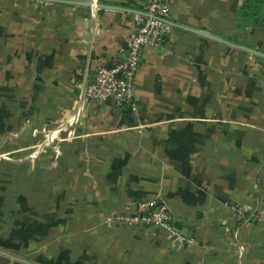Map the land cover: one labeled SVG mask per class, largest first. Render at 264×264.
Here are the masks:
<instances>
[{
  "label": "crops",
  "instance_id": "crops-1",
  "mask_svg": "<svg viewBox=\"0 0 264 264\" xmlns=\"http://www.w3.org/2000/svg\"><path fill=\"white\" fill-rule=\"evenodd\" d=\"M72 1L0 0V264H264V28L243 0H169L136 110L79 111L148 0ZM153 199L191 240L106 226Z\"/></svg>",
  "mask_w": 264,
  "mask_h": 264
},
{
  "label": "built area",
  "instance_id": "built-area-1",
  "mask_svg": "<svg viewBox=\"0 0 264 264\" xmlns=\"http://www.w3.org/2000/svg\"><path fill=\"white\" fill-rule=\"evenodd\" d=\"M171 13L169 0H148L143 13H136L126 43L124 58L112 65H99L93 80L79 95V111L93 101L112 100L118 108L131 106L136 110L135 77L146 46L161 45L171 31L168 21ZM236 219H242L249 209L239 203L230 204ZM107 227L155 225L164 229L175 241L185 243L187 238L175 225L168 206L160 199L140 202L134 213H118L106 217Z\"/></svg>",
  "mask_w": 264,
  "mask_h": 264
},
{
  "label": "trees",
  "instance_id": "trees-1",
  "mask_svg": "<svg viewBox=\"0 0 264 264\" xmlns=\"http://www.w3.org/2000/svg\"><path fill=\"white\" fill-rule=\"evenodd\" d=\"M238 25L240 28L247 26L264 28V0H243L239 11ZM46 183L50 184L51 182Z\"/></svg>",
  "mask_w": 264,
  "mask_h": 264
},
{
  "label": "water",
  "instance_id": "water-1",
  "mask_svg": "<svg viewBox=\"0 0 264 264\" xmlns=\"http://www.w3.org/2000/svg\"><path fill=\"white\" fill-rule=\"evenodd\" d=\"M45 1H61V2H65V3H78L77 1H72V0H45ZM244 48H247V47H244ZM247 49H250V48H247ZM251 50H252L253 52L259 54V55L264 56L263 53H261V52H259V51H257V50H253V49H251Z\"/></svg>",
  "mask_w": 264,
  "mask_h": 264
},
{
  "label": "rangeland",
  "instance_id": "rangeland-1",
  "mask_svg": "<svg viewBox=\"0 0 264 264\" xmlns=\"http://www.w3.org/2000/svg\"><path fill=\"white\" fill-rule=\"evenodd\" d=\"M47 154H50V152H47Z\"/></svg>",
  "mask_w": 264,
  "mask_h": 264
}]
</instances>
